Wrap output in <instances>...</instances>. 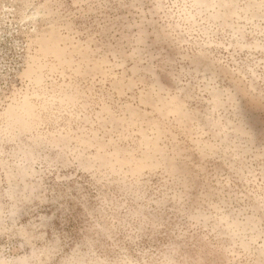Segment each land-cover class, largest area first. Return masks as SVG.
I'll list each match as a JSON object with an SVG mask.
<instances>
[{
  "label": "rangeland",
  "instance_id": "374dc122",
  "mask_svg": "<svg viewBox=\"0 0 264 264\" xmlns=\"http://www.w3.org/2000/svg\"><path fill=\"white\" fill-rule=\"evenodd\" d=\"M0 264H264V0H0Z\"/></svg>",
  "mask_w": 264,
  "mask_h": 264
}]
</instances>
